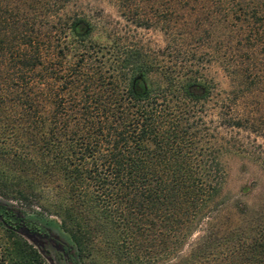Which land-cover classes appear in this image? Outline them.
I'll return each mask as SVG.
<instances>
[{
  "label": "trees",
  "instance_id": "1",
  "mask_svg": "<svg viewBox=\"0 0 264 264\" xmlns=\"http://www.w3.org/2000/svg\"><path fill=\"white\" fill-rule=\"evenodd\" d=\"M42 1V43L8 0L0 8V42L15 47L0 82V264H45L19 231L65 264H86L98 249L137 264H264V197L239 205L224 196L229 138L205 118L201 72L149 64L122 37L102 45L112 49L105 59L66 58L75 46L64 36L82 40L88 22L70 12L73 0ZM234 1L167 5L171 14L196 6V21L225 6L222 24L234 23L235 41L223 46L222 71L239 87L249 64L264 59V4ZM150 73L155 81H145ZM223 115L224 128L246 120Z\"/></svg>",
  "mask_w": 264,
  "mask_h": 264
},
{
  "label": "rangeland",
  "instance_id": "2",
  "mask_svg": "<svg viewBox=\"0 0 264 264\" xmlns=\"http://www.w3.org/2000/svg\"><path fill=\"white\" fill-rule=\"evenodd\" d=\"M5 1L7 0H0V8ZM41 2L43 1L36 0L33 4L31 0H8L9 7H16L22 20L33 21V31L36 33L40 31L39 38L42 43L45 42V37L43 22L40 24ZM234 2H239V5L246 8L254 6L255 3L264 4V0ZM167 4L168 0L71 1L70 12L82 16L88 22L89 30L82 40L64 36L71 44L73 43L72 48L75 46V49L66 52V58H69V55L78 58L83 54L84 57L97 56L105 59L112 49L109 44L102 45L109 43L108 40L122 37L120 43L140 49L149 64L158 66L186 64L198 69L208 84L209 96L204 100L205 118L212 121V126H218V131L229 138V148L223 155L226 168L224 196L228 198L229 203L239 205L243 202L255 203L264 197V59L258 55L257 64H249L253 74L242 80L239 87L233 86L222 71V67L227 64L221 62V56L225 53L223 46L227 41L230 43L235 41L231 38L233 34L235 35L234 23L227 24L226 27L222 24L225 6L221 4L219 9L213 8L212 14L207 15L203 12L200 17L202 20L196 21V12L194 13L196 6L180 5L182 8H179L176 14H171ZM183 8L186 11L182 12ZM58 40L63 42L62 38ZM177 42L181 43L178 51L174 46ZM9 43L11 42L6 46L0 42V82L10 71L8 65L13 64L11 53L15 47ZM96 44H99V47H96ZM28 46L27 44L20 48L28 49ZM43 48L40 50L41 61H45ZM59 55L55 47L53 51L55 62H58ZM71 60H75L74 57ZM147 80L155 81V74L150 73L145 81ZM221 114L227 116L240 114L242 119L246 120L242 121V127L224 128L217 123ZM6 166L10 167L8 163ZM18 169L19 166L17 171L20 172ZM15 206L20 205L15 203ZM5 233L0 226V243L4 242ZM198 234L197 230L193 232L183 250H187L188 245ZM25 239L36 248L45 264H65L57 249L50 244L40 238ZM93 256L86 258V264H137L135 261L116 259L104 249H98ZM140 264L158 263L151 259Z\"/></svg>",
  "mask_w": 264,
  "mask_h": 264
},
{
  "label": "water",
  "instance_id": "3",
  "mask_svg": "<svg viewBox=\"0 0 264 264\" xmlns=\"http://www.w3.org/2000/svg\"><path fill=\"white\" fill-rule=\"evenodd\" d=\"M19 232H20V234H21L22 236H24L25 238L30 237V235H28V234L25 233L24 231H19Z\"/></svg>",
  "mask_w": 264,
  "mask_h": 264
}]
</instances>
